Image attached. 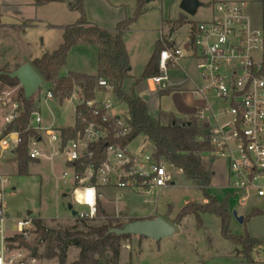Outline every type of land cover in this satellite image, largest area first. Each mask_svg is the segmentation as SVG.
Returning <instances> with one entry per match:
<instances>
[{"label":"built area","instance_id":"1","mask_svg":"<svg viewBox=\"0 0 264 264\" xmlns=\"http://www.w3.org/2000/svg\"><path fill=\"white\" fill-rule=\"evenodd\" d=\"M212 8L213 16L193 25L184 43L177 44L172 35L161 29L160 74L150 80L160 90H181L182 84L172 79L171 71L181 68L183 58L195 60L204 84L195 83L191 91L203 102L182 121L194 117L207 130L211 147L207 154L226 167L224 189L238 194L241 203L253 196L264 199V29L253 23L245 1H219ZM99 86L105 91L112 89L103 78ZM10 96L11 92L0 94V104L12 101ZM54 96L52 91L47 92V98ZM215 102L220 105L218 111L213 107ZM81 103L80 98L75 104L76 121ZM11 105L6 123L20 114L19 101L13 100ZM86 105L103 108L106 114L70 138L63 136L62 128L43 126V117L35 112L31 125L40 136L31 139L29 150L34 160L62 159L69 167L71 172H63L62 179L64 183L69 177L72 179L75 203L85 207L78 212L79 218L97 217L104 186L130 190L148 203L149 195L175 185L167 168L169 163L156 158L155 150L148 153L144 148L131 149L138 136L125 144L121 142L131 132L128 112H111L113 104L109 99L87 101ZM18 143L17 131H0V165L8 153H15ZM10 182L11 178L0 169V264L14 263L22 256L21 252L12 255L16 248L8 246L9 238L27 237L36 230L35 217L29 214L14 218V231L7 234L9 214L4 208V194ZM86 189H94L92 204L81 202L86 199Z\"/></svg>","mask_w":264,"mask_h":264},{"label":"rangeland","instance_id":"2","mask_svg":"<svg viewBox=\"0 0 264 264\" xmlns=\"http://www.w3.org/2000/svg\"><path fill=\"white\" fill-rule=\"evenodd\" d=\"M119 1L120 6L113 8L110 12H105V17L110 15H125L126 19L133 16L135 11L134 0H110ZM182 0H151L149 10L138 17L130 26L127 33V42L134 62V72H139L142 65V59L153 53L157 47L156 39L164 26L165 31L177 25L175 21L185 18L186 24L180 29L173 30L178 39H184L189 34L193 25L197 22L210 19L213 14V8L208 5L209 0H200L196 15H187L180 7ZM4 0H0V18L3 17L4 23L9 21L11 13L15 11L9 8V4L2 5ZM2 12L4 15H1ZM21 15L30 12L29 9L20 10ZM49 10H41L37 15H52ZM19 14V15H20ZM8 15V16H5ZM31 15V14H30ZM33 15V14H32ZM166 18L174 20L164 21ZM42 23L37 26H30L24 34L9 32L7 29L0 28V69L8 67L10 71L18 67H10L5 60L13 62L14 60L28 59L29 57H40L43 53L53 50L52 45L56 30L48 28ZM169 26V27H168ZM177 27V26H176ZM58 48V46L56 47ZM48 51V52H49ZM86 61V62H85ZM6 64V65H5ZM86 65V70H95L92 61H88L72 53L68 56L67 64L60 70V75L66 76L70 73V68H79ZM181 68L177 71H171L172 79L180 81L183 88L189 85L186 78L191 75L195 83L203 85L204 81L199 77V69L193 59L183 58L180 60ZM82 65V66H81ZM133 80L125 82L124 87L129 88ZM53 87L52 82L44 81L35 97L38 102V111L43 117V126H48L51 122L60 128L62 126H71L76 121L75 102L65 99L63 103L58 97L48 99L47 92ZM20 83L11 87L0 82V94L11 92L13 100L18 99ZM78 90V89H77ZM76 90V91H77ZM169 92V91H167ZM77 96V94H75ZM109 99L113 104L111 112L127 113L128 108L124 103H120L115 97L112 89L97 92L96 100ZM12 101L0 104V131L8 125H3V117L7 116L12 109ZM201 101L200 97L191 90L172 91L162 96L160 101L161 108L173 110L178 115H183L185 105L192 106L195 109ZM219 103H214L215 111L219 110ZM151 115L157 114L156 108L149 110ZM187 117H181V119ZM144 148L146 152L155 150L154 143L145 137L139 135L131 149L139 151ZM6 168H2L3 163ZM215 162L212 163L214 169ZM167 168L173 175L175 185L164 189L161 192H154L148 196V203L143 202V196L138 195L127 189L102 187L101 205L105 213L110 217H118L124 223L135 218L149 216L150 218L163 217L166 221L177 228L174 236L155 241L149 238H142L134 235L128 239L122 240L121 256L118 264H264V247L253 253L258 260L256 263H249L245 259L237 257L240 246H236L230 240L224 238L221 232V220L214 214L203 213L198 219L194 214L187 215L180 222L176 221L177 214L190 201L204 203L206 197L204 192L185 178L182 171L168 164ZM1 172L11 178L4 194V208L9 214V220L6 223L7 234L14 231L13 219L17 217H26L31 211L35 218H42L45 225L50 228H73L86 230V225L99 226L107 223L106 214L98 210L97 217L94 219H83L77 215L73 216L72 210L68 208V203L72 202L74 210L81 212L85 207L75 203L72 196V179L64 183L62 179L63 172H71L69 167L62 159L50 160L40 158L37 161L29 163L28 175H20L18 169L17 155L7 154L0 165ZM15 186V189L11 187ZM209 194L217 196L220 200L229 198L232 214L236 210L239 215L244 216L243 223H240L233 215L230 220V229L236 235H251L264 241V212L251 215L254 209L264 210V199L256 196L251 197L246 203H241L239 195L234 191H229L221 187L210 186L207 190ZM230 195V196H229ZM86 224V225H85ZM36 233L32 232L24 241L34 247ZM18 245V242H15ZM39 254L45 252V246H37ZM22 253L14 263L10 264H60L57 258L47 259L42 256L32 258L28 247L20 246L16 248L12 255ZM80 248L71 246L68 251V257L65 264H73L79 257ZM109 254V253H108ZM9 264V263H7Z\"/></svg>","mask_w":264,"mask_h":264},{"label":"trees","instance_id":"3","mask_svg":"<svg viewBox=\"0 0 264 264\" xmlns=\"http://www.w3.org/2000/svg\"><path fill=\"white\" fill-rule=\"evenodd\" d=\"M147 1L137 0L132 17L119 22L114 29H107L88 22L84 7L85 0H33L36 6L52 2L66 3L80 16L74 24L63 28V40L58 48L33 59L32 66L44 81L53 83L50 91L61 100L70 97L78 89L77 92L83 103L78 105L76 124L62 128L65 138L74 136L91 121H101L106 114L103 108L95 109L86 105L87 101L96 99L98 91L103 90L99 86V80L106 79L119 102L127 105L130 116L131 132L121 142L125 144L139 135L144 136L154 143L156 158L165 159L169 164L179 168L185 178L192 181L205 194L204 203L188 202L177 214L176 221L180 222L190 214H194L198 219L203 213L218 216L221 220L222 236L236 246H240L237 257L241 255V258L247 262L256 263L258 260L253 253H257L259 248L264 247V241L249 234L244 236L234 234L230 229L232 211L228 203L229 198L222 201L207 192L214 178L212 169L214 160L207 154L211 149L207 140V130L199 126L194 117L190 118V123L183 125L182 119L172 112L160 111L158 116H152L147 102L136 90L142 81L160 74L159 56L163 48L160 41L142 74L133 79L128 89L124 87L125 82L132 78L129 73L130 56L124 41V32L146 12ZM175 23L177 25H173L172 31L180 29L187 20L181 18ZM79 44H90L98 48L97 73L70 72L66 76L60 75V70L67 64L70 50ZM8 72L11 71L7 66L0 69V81L11 87L17 86L19 80L11 78ZM17 100L20 103V114L14 121L8 123L4 134L14 131L19 133V143L15 149L19 174L28 175L29 163L37 161L30 157L29 150L31 139L40 136L31 125L33 114L38 111V102L35 95L26 98L22 87L19 89ZM100 205L101 201H99L98 210L106 214ZM263 212L264 210L254 209L251 215ZM106 219L107 223L99 226L85 224L87 229L84 230L77 227L50 228L45 225L42 218H34L36 245L32 247L24 241L23 237L15 236L8 239V246L10 248L28 247L32 258L40 256L47 259L57 258L60 264L66 263L69 248L77 246L80 248V253L73 264H118L122 240L133 235L107 234L110 228L121 227L124 221L118 217H110L108 214ZM83 222H86V219H83ZM15 242H18V245H15ZM39 245L45 246V252L42 255L39 254L37 247Z\"/></svg>","mask_w":264,"mask_h":264},{"label":"crops","instance_id":"4","mask_svg":"<svg viewBox=\"0 0 264 264\" xmlns=\"http://www.w3.org/2000/svg\"><path fill=\"white\" fill-rule=\"evenodd\" d=\"M209 1L210 2L208 3V5H210L211 7L215 2H219V1H229V2L245 1L246 2V10H247L248 14L251 16L253 23L256 26L262 27L264 29V0H209ZM119 3H120L119 1H115V2L113 1L112 2L110 0H85L84 7H85L88 22L93 23V24H97V25L104 27V28H107V29H114L119 22L126 19V16L125 15H110V16L105 17L104 13L110 12L113 8L119 7L120 6ZM136 3H137V0H134L135 8H136ZM1 4L2 5L9 4V8L13 9L15 12L11 13V15L9 16L10 19L6 23H4V21H6V20H3L4 19L3 17L0 18V28H2V29L5 28V29L9 30V32H12V33L24 34L28 27L37 26L38 23H42L41 25H44L48 28H52V29L56 30V32H57V35L54 37V40L52 43V45H55V46H52V48L54 47L53 50H55L56 47L62 43L63 32H64L63 28L67 25L74 24L80 16L78 12L71 10L66 3H62V2H52V3L45 4V5L36 6L33 4V0H4V3H1ZM150 4H151V0H148L147 4H146V9H147L146 12L149 10ZM24 9H29L31 11L26 12L24 15H21L20 10H24ZM43 9L49 10V12H51L50 14H52V15H41V14L37 15ZM4 13L7 14V12H2V10H1V15H4ZM5 16H8V15H5ZM168 20H174V19L166 18L164 20V18H163L162 23L164 24V21L166 22ZM130 29L131 28L127 29L124 32L123 37H124V41L126 44V48L128 50L129 56H130L129 73L132 76V78L129 80H133L135 77H139L142 74V72H143L145 66L147 65L152 53L145 56L144 59H142L141 69L139 70V72L135 73L134 72L133 56H132L131 51L129 49L127 38H126L127 33L130 31ZM161 29H163L164 32L167 33L168 35L169 34L172 35L175 38V40H176L175 42L177 44L184 43L185 40L187 39V38H184V39L182 38L179 40L177 35L175 33H172L173 31H172V28H170V27L168 28L167 31H165L164 26L162 25ZM161 29H160V31H161ZM159 38H160V32H159V37L156 39V42L159 41ZM53 50H51V51H53ZM47 51H49V50H47ZM72 53H74V54L76 53V54L82 56L84 58V60L88 59V61H92L93 64L95 65L94 66L95 70H92V71L86 70L87 66L84 64L83 66L81 65L82 67H79V68H73V69L70 68V70H69L70 72L83 73V74H96L97 73V71H98V48L96 46L90 45V44H79L70 50L68 56H70ZM33 59H35V58L29 57L28 59H21V60L16 59L13 62L5 60L4 63L9 65L10 67L13 66L15 68V67H20L24 63L32 64ZM189 76H190L189 79L186 78V82H188L189 85H187V88H182L181 90H185V89L191 90V88L194 86L195 79L191 75H189ZM136 90H137L138 94L141 95L142 97L145 95L148 96V100L146 102L148 104L149 110H150V108L153 110L156 108V111H159V112H157V114L152 115L155 117L158 116L160 111L172 112L178 118L188 117L189 115L194 114L203 102L202 99L200 98L201 101L198 103V105L195 109H193L192 106H190V105H185L184 110H183L184 114L178 115L173 110H168V109L163 110L160 106V101H161L162 96H165L166 94H169L172 91H179V90H172V89L160 90L157 87V85H155L150 80V78L142 81L136 87ZM167 91H169V92H167ZM75 94H77V96ZM55 97H57V96H54L52 98H55ZM52 98H50V99H52ZM65 99L73 100V102H75V104H76L78 102V100L80 99V94H79V92L75 91L70 97L65 98ZM59 100L61 103H63V101H64V100H61L60 98H59ZM98 101H100V100H98ZM38 109H39V107H38ZM75 115H76V109H75ZM2 122H3V125L6 124L5 116L3 117ZM75 124H76V121L71 126H74ZM48 126H53L57 129L66 127V126H62V127L58 128L55 125H53V122H51ZM48 126H46V127H48ZM67 127H69V126H67ZM14 154L15 153L10 154V155H14ZM215 163L216 164H215L214 169H213L214 178H213V182H212L211 186H217V187L223 188V185L226 181V167H225L224 163L221 161H216ZM4 164H5V162L3 163L2 168L3 167L6 168V166H4ZM29 214H32V212L30 211ZM146 217H149V216H146Z\"/></svg>","mask_w":264,"mask_h":264},{"label":"water","instance_id":"5","mask_svg":"<svg viewBox=\"0 0 264 264\" xmlns=\"http://www.w3.org/2000/svg\"><path fill=\"white\" fill-rule=\"evenodd\" d=\"M200 0H182L180 7L189 16L196 15L199 7L201 6ZM11 78H17L21 87L24 90L26 98H30L40 90L44 79L34 69L32 64L24 63L17 69L7 73ZM144 100H148V96H143ZM190 123L189 120H184L183 125ZM68 208L72 210L73 216L78 214V211L74 210L72 202L68 203ZM240 223H243L244 216L238 214L236 210L232 214ZM177 228L166 221L163 217H142L135 218L127 223H124L121 227H112L107 231V234H116L118 236L124 235H137L143 236L155 241H161L163 239L172 237L176 234Z\"/></svg>","mask_w":264,"mask_h":264},{"label":"clouds","instance_id":"6","mask_svg":"<svg viewBox=\"0 0 264 264\" xmlns=\"http://www.w3.org/2000/svg\"><path fill=\"white\" fill-rule=\"evenodd\" d=\"M162 55H167V54L165 53ZM85 191H86V199L82 200L81 202H86L88 204H92L93 203V197H94V189H86Z\"/></svg>","mask_w":264,"mask_h":264}]
</instances>
